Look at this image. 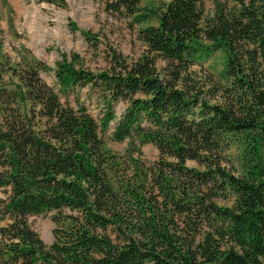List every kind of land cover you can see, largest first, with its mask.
<instances>
[{
    "label": "trees",
    "instance_id": "trees-1",
    "mask_svg": "<svg viewBox=\"0 0 264 264\" xmlns=\"http://www.w3.org/2000/svg\"><path fill=\"white\" fill-rule=\"evenodd\" d=\"M100 1L138 26L137 59L0 61V264H264V0H214L210 18L201 0ZM217 51L219 80L196 69ZM50 70L66 94L88 88L98 117L64 104ZM52 212L47 245L29 219Z\"/></svg>",
    "mask_w": 264,
    "mask_h": 264
},
{
    "label": "rangeland",
    "instance_id": "rangeland-1",
    "mask_svg": "<svg viewBox=\"0 0 264 264\" xmlns=\"http://www.w3.org/2000/svg\"><path fill=\"white\" fill-rule=\"evenodd\" d=\"M163 1L143 0L141 8L155 9ZM201 3L205 18L212 17L219 5L214 0H201ZM156 23L152 20L143 26ZM84 31L92 33L96 39L89 41ZM110 49L133 60L145 51V46L139 39L138 26L132 25L130 19L108 12L100 0H0V61L5 68L42 63L54 69L61 54H66L69 60L76 54L79 56L76 68L99 72L109 64ZM225 61L224 52L217 51L196 69L205 70L219 80ZM41 76L59 93L64 104L77 107L78 103H84L91 114L98 117L101 108L94 96L90 98L88 88L66 94L61 91L53 70L43 72ZM124 107L121 105L119 110ZM105 141L106 148L120 155L126 153L130 144L129 140L113 141L110 134L105 135ZM141 153L148 161L158 156V150L152 144L142 146ZM6 198V193L0 190V226L10 222L3 210L2 201ZM53 215L52 212L29 219L31 227L47 245L54 242L56 223Z\"/></svg>",
    "mask_w": 264,
    "mask_h": 264
}]
</instances>
